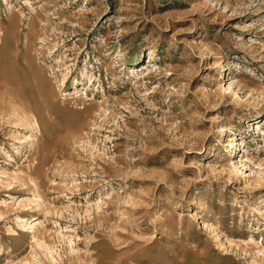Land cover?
Returning a JSON list of instances; mask_svg holds the SVG:
<instances>
[{"label": "rangeland", "instance_id": "rangeland-1", "mask_svg": "<svg viewBox=\"0 0 264 264\" xmlns=\"http://www.w3.org/2000/svg\"><path fill=\"white\" fill-rule=\"evenodd\" d=\"M0 264H264V0H0Z\"/></svg>", "mask_w": 264, "mask_h": 264}, {"label": "bare ground", "instance_id": "bare-ground-1", "mask_svg": "<svg viewBox=\"0 0 264 264\" xmlns=\"http://www.w3.org/2000/svg\"><path fill=\"white\" fill-rule=\"evenodd\" d=\"M18 98V97H17ZM25 109V108H24Z\"/></svg>", "mask_w": 264, "mask_h": 264}]
</instances>
